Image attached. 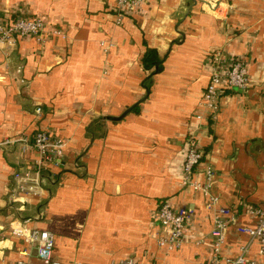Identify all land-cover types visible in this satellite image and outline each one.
Listing matches in <instances>:
<instances>
[{
  "label": "crops",
  "instance_id": "obj_1",
  "mask_svg": "<svg viewBox=\"0 0 264 264\" xmlns=\"http://www.w3.org/2000/svg\"><path fill=\"white\" fill-rule=\"evenodd\" d=\"M210 1L213 10L201 0H143L117 23L115 0H0L1 17L39 16L47 29L0 44V136L47 128L67 143L42 172L41 197L14 200L13 173L33 152L19 143L0 149L1 261H37L10 234L15 219L51 231L52 257L63 264L207 260L212 212L182 184L190 135L203 153L197 177L212 168L222 205L264 207V0ZM148 48L162 60L159 71L143 69ZM236 57L247 62L248 85L226 89L211 117L201 104L211 67ZM165 199L193 210L183 243L169 251L158 244L168 230L155 217ZM247 242L228 228L223 255ZM257 251L251 242L248 256L261 264Z\"/></svg>",
  "mask_w": 264,
  "mask_h": 264
},
{
  "label": "built area",
  "instance_id": "obj_2",
  "mask_svg": "<svg viewBox=\"0 0 264 264\" xmlns=\"http://www.w3.org/2000/svg\"><path fill=\"white\" fill-rule=\"evenodd\" d=\"M209 9H214V3L210 0H201ZM143 4V0H115L114 12L117 23ZM46 24L39 16H0V44H12L16 38L29 36L38 37L46 32ZM53 34H61L60 30L53 29ZM104 50L109 45L101 42ZM249 82L247 62L242 57H236L227 66L221 62L214 63L210 70L209 81L201 96V104L207 110L209 116L213 117L220 108V97L228 88L246 89ZM36 113H41V108H36ZM19 143L23 153L33 152L30 159L26 160V166L13 173L15 188L11 191L13 200L21 196L41 197L44 188L42 186V172L49 168L55 160L64 152L66 140L47 128L36 130L33 135L21 134L15 138L0 136V149L5 146ZM203 153L198 146L196 137L190 135L186 145V152L182 164V184L192 190L200 192L205 198V208L212 212V224L209 231L211 237V254L207 260L199 261L197 264H258L255 259L248 256L251 242L258 244V254L261 264H264V207L245 205L242 210H236L230 206L222 205L219 197L211 191V180L213 170L211 167L204 168V176L199 179L197 167L200 164ZM245 214L252 218L254 224L243 225L240 217ZM193 210L191 208H174L165 199L160 201L155 217L160 224L167 228V235L158 238V244L166 251L178 248L184 241V228L191 219ZM234 227L238 232L248 236V242L242 244L235 256L223 255V244L226 231ZM3 226L0 225V232ZM10 234L18 237L22 242L35 250L37 261L23 258L0 264H63L52 257L54 246V235L51 231L36 227H25L18 219L11 221ZM2 237L0 236V243ZM26 253V251H23ZM71 264H82L73 262ZM104 264H159L147 263L135 257L110 261Z\"/></svg>",
  "mask_w": 264,
  "mask_h": 264
},
{
  "label": "trees",
  "instance_id": "obj_3",
  "mask_svg": "<svg viewBox=\"0 0 264 264\" xmlns=\"http://www.w3.org/2000/svg\"><path fill=\"white\" fill-rule=\"evenodd\" d=\"M143 69L159 71L162 68V60L157 55V51L153 48H148L141 59ZM153 70V71H152Z\"/></svg>",
  "mask_w": 264,
  "mask_h": 264
}]
</instances>
